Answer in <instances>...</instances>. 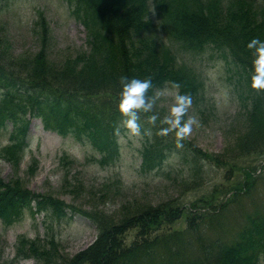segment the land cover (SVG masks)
Returning a JSON list of instances; mask_svg holds the SVG:
<instances>
[{"label":"rangeland","instance_id":"374dc122","mask_svg":"<svg viewBox=\"0 0 264 264\" xmlns=\"http://www.w3.org/2000/svg\"><path fill=\"white\" fill-rule=\"evenodd\" d=\"M62 2H4L0 12V32L4 33L8 43L4 41L1 50L7 47L10 49L5 53L9 54V58L3 61L10 66L8 74L13 78L20 76L32 86H38L41 79V82H44L43 79L47 78L46 86L52 87L62 98H80L102 112L107 107H112L123 114L119 109V102L115 98L112 99V91L109 88L120 65L118 58H113L112 65L110 60H107L108 65L106 63L103 68L98 67L102 68L101 72H87L86 84H89L87 78L90 76L97 87L95 93L84 90L78 91L75 97L69 96V93L75 91L71 84L80 82L67 74V71H70L67 67L69 61L80 52L88 50L87 41L90 36L105 33L100 22L92 18L89 27L84 28L76 19L75 8L70 5V0ZM116 5L120 7L119 3ZM43 19L51 29L53 28L50 49L46 51L50 61L48 64H36L35 58L43 45L40 36V24ZM178 50L184 61L198 70L193 79L197 84H201V81L206 83V94L202 103L197 101L187 105L181 122H185L189 117H194L195 122L191 132L181 138L175 135V130L162 131L168 127V124L162 121L168 114L177 91L162 92L157 97L153 110L149 112L136 110L146 120L149 134L152 133L151 130L157 129V132L153 133L154 136H151L150 146L158 144L159 151H168V158L162 166L151 168L156 164L153 158H150L148 167L141 166L139 153L144 148L146 137L140 128L138 132H133L125 125L119 138L120 152L112 155L113 160L107 163L110 165H101L100 151L89 141L81 142L73 137L64 138L57 133L45 131L38 119H32L29 124L30 146L27 156L21 161L22 148L9 143V135L0 127V152L6 153L8 160L6 163L0 161V189L6 191L10 189L7 186H18L16 188L27 190L35 197L43 196V200L47 198L48 202H53L48 205L45 213L35 217L21 211L20 222L7 231L0 222V264H36L33 260L13 263L19 236L31 240L48 237L58 244L45 247L43 242L38 243L36 246H39V252L52 251L55 248L58 254L72 257L96 239L97 228L93 221L86 218L92 219L95 214H101L100 217L113 226L120 222L119 219L123 220L126 208L133 207V210H137L141 208V204H163L166 207L171 206L173 202L176 204L172 206L189 207L207 200L220 202L229 197L230 194L227 193L243 187L244 168H260L264 164V155L260 153L235 161L224 160L229 158L228 153L232 154L237 150L234 139L245 133L246 105H249V100L245 95L247 89L242 70L229 55L220 51L208 48L205 52L195 50L186 53L180 48ZM5 54L0 58V62ZM105 54L107 57L111 55L110 52ZM42 61L45 62L43 59ZM187 68L192 69L190 66ZM29 72L36 74L38 80ZM115 100L117 103H114ZM154 114L157 119L151 121L149 117ZM104 146L113 149V139L105 138ZM103 157L105 158V155ZM218 157L220 162H217ZM216 164L224 166L218 167ZM260 172L251 193L239 197L237 210H251L263 197L264 171ZM252 196L254 197L250 199ZM55 202L59 203V207ZM34 205L33 203L32 206ZM63 206L67 208V212L73 211L72 221L63 219L69 217L70 213L61 217L62 209L59 208ZM180 217L182 220L175 222L171 227L165 224L158 230L164 233L163 236H167V241L174 247L176 241L173 234L182 231L187 223L186 213ZM131 234L136 235L135 231ZM159 238L162 241L166 239L162 236ZM27 239H24L22 251L29 245ZM56 258L58 259L57 256Z\"/></svg>","mask_w":264,"mask_h":264},{"label":"trees","instance_id":"16d2710c","mask_svg":"<svg viewBox=\"0 0 264 264\" xmlns=\"http://www.w3.org/2000/svg\"><path fill=\"white\" fill-rule=\"evenodd\" d=\"M75 1L76 16L83 25L89 27L92 18L100 22L105 34L90 36L89 50L83 51L84 54L69 61L67 67L70 71H67V74L75 81L80 80L71 84L75 91L69 93V96L75 97L78 91L84 90L95 93L97 87L90 76L87 78L89 84H86L87 72L94 73V70L101 72L107 60H110L112 65L113 58H118L119 68L109 84L113 100L115 98L120 101L121 78L126 76L129 79H151L152 87L147 92L149 96L155 95L161 87L168 84L179 86L182 89L180 94L189 96L191 102L197 101L199 94L195 93L199 90V85L179 69L175 59L167 51L159 48L147 35L151 26L149 0ZM118 3L119 8L116 5ZM2 4L3 1L0 0V6ZM188 6L184 8L174 6L170 11L168 7H163L162 1H158L155 3L156 13L152 12V17L158 13L169 33L185 45L197 48L211 45L222 49L232 55L235 61L238 60L246 71L248 87L246 97L249 105H246L245 133L234 139L237 150L235 149L234 153L224 160H231L234 155L235 159L256 153L264 155V89H255L251 86L253 49L247 47L248 42L254 37L264 40V17L261 16L257 4L248 5L245 0H240L231 7H226L218 1L207 3L198 1L196 8H191L189 4ZM44 24L45 22L41 24V29ZM41 34L43 49L37 54L35 63L48 64L50 60L46 50L49 49L46 47H49L53 38L47 26L42 29ZM2 35L4 33L0 32V52L5 54L8 47L3 49L4 51L1 50L5 39V36L1 37ZM109 52L111 55L107 57L105 53ZM4 54H0V58ZM8 56L9 54H5L0 62V125L4 130H8V121L17 126L11 135L12 139H18V134L22 137L25 135L26 121L23 113L28 110L31 116L40 117L47 129L62 134L70 132L81 139L86 137L93 145L104 148L103 151L115 153L118 135L123 126L121 118L124 114L112 107H107L102 112L80 98L76 100L71 97L62 98L52 87L43 86L47 83V78L43 79L44 82H41V79L38 86H32L20 76L10 77L8 74L10 66L3 63ZM29 74L38 80L36 74L31 72ZM116 100L114 103H117ZM63 107L66 108L62 109ZM153 131L154 129L151 130ZM105 138L113 139V149L104 146ZM159 150L155 151L156 156L153 155L155 158L152 157L156 161L152 167L160 165L167 156L168 151ZM147 156L148 152H145V161ZM255 170L259 169H250L245 173L250 175ZM7 187L10 189L0 193V203L3 205L1 211L5 222L11 223L21 209L29 206L31 200L28 191L16 188L18 186ZM251 187L246 183L243 188L236 190V194L249 191ZM51 203L53 202H48L46 198L41 200L39 205ZM56 205L59 207V203ZM140 206L141 208L137 210H133V207L126 208L123 220L113 226L100 217L101 214H95L94 218L97 216L100 223L98 238L87 249L72 257L67 258L58 254L55 248L52 251L39 252L37 242H32L31 247L20 255L35 258L38 264H264V202L256 204L251 210L245 209L242 221L236 224L235 229L217 220L233 212L235 210L233 206L226 202L220 206L210 207L208 213L202 212L195 218L202 222L201 225L187 227L186 230L173 234L175 247L171 246L167 236H163L164 233L158 230L165 224L168 226L173 224L177 218L179 220V209L169 208L172 204L166 207L163 204ZM234 216L239 219L238 212ZM215 221L218 223H214ZM130 231H137L132 241L127 240ZM161 236L166 239L162 241L159 238Z\"/></svg>","mask_w":264,"mask_h":264},{"label":"clouds","instance_id":"9594fccd","mask_svg":"<svg viewBox=\"0 0 264 264\" xmlns=\"http://www.w3.org/2000/svg\"><path fill=\"white\" fill-rule=\"evenodd\" d=\"M247 47L253 49L251 86L255 89H264V40L254 37L248 42ZM121 82L122 91L120 93L119 109L127 116V119L124 121L127 127L133 132H138V112L136 110L151 111L157 97L161 93L157 92L153 96L147 95L148 90L152 87L151 79H129L125 76L121 78ZM190 103L191 99L189 96L179 93L175 94L174 102L162 121L168 124L167 128L162 129L163 132L175 130V135L178 138L184 137L191 132L195 118L189 117L185 122H181L183 114L187 110V105ZM149 119L156 121L157 115H151Z\"/></svg>","mask_w":264,"mask_h":264}]
</instances>
